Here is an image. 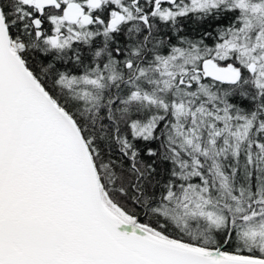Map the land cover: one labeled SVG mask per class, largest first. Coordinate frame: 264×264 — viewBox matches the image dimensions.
Masks as SVG:
<instances>
[{
	"label": "snow or ice",
	"instance_id": "snow-or-ice-1",
	"mask_svg": "<svg viewBox=\"0 0 264 264\" xmlns=\"http://www.w3.org/2000/svg\"><path fill=\"white\" fill-rule=\"evenodd\" d=\"M0 264H264V0H0Z\"/></svg>",
	"mask_w": 264,
	"mask_h": 264
}]
</instances>
